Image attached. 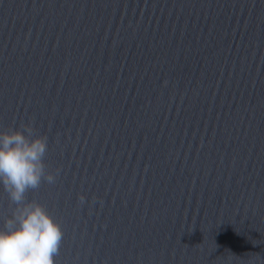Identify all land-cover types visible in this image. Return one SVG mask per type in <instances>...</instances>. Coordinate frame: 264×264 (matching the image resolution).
<instances>
[{
	"label": "water",
	"instance_id": "95a60500",
	"mask_svg": "<svg viewBox=\"0 0 264 264\" xmlns=\"http://www.w3.org/2000/svg\"><path fill=\"white\" fill-rule=\"evenodd\" d=\"M29 123L55 264H264V0H0V129Z\"/></svg>",
	"mask_w": 264,
	"mask_h": 264
},
{
	"label": "clouds",
	"instance_id": "9594fccd",
	"mask_svg": "<svg viewBox=\"0 0 264 264\" xmlns=\"http://www.w3.org/2000/svg\"><path fill=\"white\" fill-rule=\"evenodd\" d=\"M47 149V136L34 133L30 123L0 129V186L14 205L0 224V264H55L61 225L40 202L26 200L29 189L56 181L58 172L46 171Z\"/></svg>",
	"mask_w": 264,
	"mask_h": 264
}]
</instances>
